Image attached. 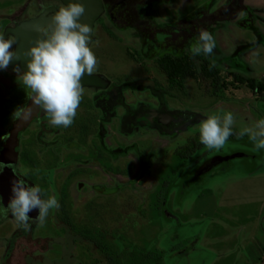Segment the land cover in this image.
Instances as JSON below:
<instances>
[{
    "label": "rangeland",
    "instance_id": "374dc122",
    "mask_svg": "<svg viewBox=\"0 0 264 264\" xmlns=\"http://www.w3.org/2000/svg\"><path fill=\"white\" fill-rule=\"evenodd\" d=\"M100 1L89 43L94 72L138 88L153 80L162 103L189 112L190 123L171 132L142 125L120 134L113 118L99 123L103 115L88 85L67 128L35 110L10 170L39 185L42 198L56 196L60 208L43 226L30 217L25 232L10 212L2 214L7 205L0 200V264H228L227 257L251 264L253 249L264 242V149L256 152L247 135H235L209 150L199 126L221 110L233 113L236 134L264 119V0ZM62 6L0 0V34L9 21ZM201 30L215 39L210 56L190 52ZM162 56L186 57L191 75L168 78ZM200 66L216 70L217 78ZM6 71L17 84L8 94L0 87V138L25 94L18 73ZM239 75L261 90L252 91ZM138 88L126 87L124 100L156 104ZM233 152L241 154L203 168L213 156ZM217 250L225 257L215 262Z\"/></svg>",
    "mask_w": 264,
    "mask_h": 264
},
{
    "label": "clouds",
    "instance_id": "9594fccd",
    "mask_svg": "<svg viewBox=\"0 0 264 264\" xmlns=\"http://www.w3.org/2000/svg\"><path fill=\"white\" fill-rule=\"evenodd\" d=\"M85 13L81 0H67L66 5L50 17L49 24L34 29L40 36L23 52L27 70L20 75L21 70L15 69L20 83L25 90H30L28 97L32 102L18 113V119L28 120L34 110H42L52 126L67 128L73 124L84 95L82 78L93 74L98 64L89 47L92 28L82 19ZM15 43L14 37L5 38L0 34V69H7L12 60L20 58V54L12 50ZM215 47L213 35L201 30L190 52L193 56H210ZM234 123L235 117L230 111L208 115L199 126L201 144L219 151L233 135ZM236 135L240 138L247 135L254 144V151L264 149V119ZM17 177L12 181L13 195L2 214L7 216L10 212L17 225L28 232L30 212L38 209L35 219L43 226L50 211L59 209L60 203L53 195L42 198L45 194L39 185L30 186L25 179Z\"/></svg>",
    "mask_w": 264,
    "mask_h": 264
},
{
    "label": "flooded vegetation",
    "instance_id": "af4514ba",
    "mask_svg": "<svg viewBox=\"0 0 264 264\" xmlns=\"http://www.w3.org/2000/svg\"><path fill=\"white\" fill-rule=\"evenodd\" d=\"M42 11L41 9L34 15H37ZM52 9L44 11V15L52 14ZM32 15V16H34ZM31 17V16H29ZM26 18L19 19L17 21H9V23H6L3 27V30L1 34L5 36V38L14 37L12 32H10V29H15L18 22ZM41 27V26H40ZM33 29H27L28 31H33ZM29 33V32H24ZM31 34V33H30ZM40 35V33H37ZM15 38V37H14ZM15 45V44H14ZM14 45L13 49L14 50ZM19 68L21 70L20 75H22V72L25 71L23 68H20V66L17 65V60H12L7 69H11L12 72L15 71V69ZM7 69H0V87L3 89L4 94L7 93L9 90H12L14 84L16 83V80L13 79L9 74H7ZM9 73V72H8ZM93 74H97L100 78H102L104 85H89L93 87V95H92V101H94L95 106L101 111L102 117L99 121V123H107L113 118L116 121V128L120 134H128L134 127H140L142 125H148L149 127H153L154 129H159L161 131L167 130L172 131L176 128H181L184 126V124H187V121L191 119L192 116L188 112L182 113L179 112L180 109L176 108H167L163 103L162 100H160L159 95V88L156 87V83L153 80L149 81V84H143L142 87L138 88L137 83L128 82V81H109L106 79L103 75L97 72H93ZM20 79V76L17 77ZM145 81V80H143ZM147 81V80H146ZM126 87H133L138 89H146L149 94H151L155 98V103L151 106V103L144 102V101H134V103H128L123 98V92ZM156 87V88H155ZM13 91V90H12ZM30 94V90H25L23 102L18 107L15 114H13L10 118V123L7 129L5 128L4 134L1 135L0 138V167H3L5 165L11 166V163H5L4 157L8 154L10 148L12 147L13 151L17 153V139L19 137L20 132L22 131L23 126L20 128H17L14 139H8V134L10 132V129L13 127L12 125L15 123V119L19 113V111L24 107V105L29 100L28 95ZM150 95V96H151ZM1 96V95H0ZM3 96V95H2ZM5 97L8 95H4ZM163 112H170L171 116L170 118H167L165 121L163 117H159L160 113ZM188 114V115H186ZM28 122V121H27ZM26 122V123H27ZM103 128H105L103 126ZM102 128V129H103ZM7 146V147H6ZM8 150V151H7ZM7 151V153L4 155V153Z\"/></svg>",
    "mask_w": 264,
    "mask_h": 264
},
{
    "label": "water",
    "instance_id": "95a60500",
    "mask_svg": "<svg viewBox=\"0 0 264 264\" xmlns=\"http://www.w3.org/2000/svg\"><path fill=\"white\" fill-rule=\"evenodd\" d=\"M64 6L67 3V0H59ZM81 2L84 4L86 13L85 16L82 18L84 21H86L90 26L92 24V20L97 15V13L101 9V1L100 0H81ZM56 10H53L52 14L44 15L43 11L41 13H38L37 15L31 16L27 19L19 21L15 29H10V32L15 37L16 43L14 45V51H17L20 54L19 59L17 60V65L20 66V68H23L25 71L27 70V64H26V58L23 56L24 50H26L30 44H32L40 35L37 34V32L28 31L27 29H33L36 27L44 26L50 23V17L54 15ZM29 32V33H24ZM31 33V34H30ZM100 85L103 86L104 82L102 78L97 76V74H85L82 78V85ZM32 104L31 100L29 99L27 103L24 105L22 109H27ZM21 109V110H22ZM20 110V111H21ZM19 111V112H20ZM35 110L33 111L32 115L34 114ZM171 113L170 112H163L159 114V117H163L165 121L167 118H170ZM15 123L12 125L13 127L10 129V132L8 134V139H14L15 133L17 128H20L21 126L25 125L26 122L29 120H21L18 119V115L15 119ZM7 147V146H6ZM8 151V150H7ZM7 151L4 153V155L7 153ZM15 152L13 151L12 147L10 148L7 155H5L4 162L5 163H12V159L14 157ZM240 152H233L231 154H226L222 156H213L209 163L206 164L204 169L209 167L211 164L216 163L218 161L227 159L232 156L240 155ZM18 179L10 170V167L5 165L0 170V200L4 205L8 204V201L11 199L13 193L11 191L12 187V181ZM31 218L36 217L37 210H33L29 213Z\"/></svg>",
    "mask_w": 264,
    "mask_h": 264
},
{
    "label": "trees",
    "instance_id": "16d2710c",
    "mask_svg": "<svg viewBox=\"0 0 264 264\" xmlns=\"http://www.w3.org/2000/svg\"><path fill=\"white\" fill-rule=\"evenodd\" d=\"M186 57L183 56H173L171 58H165V56L160 57L159 60V66L160 68L164 71L165 75L168 78H183L187 75H191L192 73V69L190 67V65L188 64V60L185 59ZM200 71H202L205 75H212L213 78H217V71L204 67V66H200ZM236 80L242 82L244 81L245 84L252 90V91H259L262 88L261 84H257L255 83L251 78L248 77H244L241 78L240 75L239 77L236 76L235 77ZM236 133L234 132L233 135L231 136H235ZM210 159L203 165V167L206 166L207 163H209Z\"/></svg>",
    "mask_w": 264,
    "mask_h": 264
},
{
    "label": "crops",
    "instance_id": "0c3cea01",
    "mask_svg": "<svg viewBox=\"0 0 264 264\" xmlns=\"http://www.w3.org/2000/svg\"><path fill=\"white\" fill-rule=\"evenodd\" d=\"M160 100H162L161 99V97H160ZM182 111V109H180V111L179 112H181ZM184 112V111H183ZM189 113V112H188ZM187 123H190V121L188 120L187 121ZM167 130H164V132H166ZM169 132V131H168ZM223 251V250H222ZM231 251V250H230ZM251 251L252 250H250V254H251ZM253 251H254V255L252 256V258H254L255 259V261H252L251 262V264H261L262 262H264V242H258L257 244H256V246H255V249H253ZM232 252V251H231ZM224 257H225V253H222V252H220L219 250H217V252H216V254H215V256H214V258H215V262H218V261H220V260H222V259H224ZM237 257H238V254H237ZM237 257H235L234 258V260L237 258ZM227 258H229L228 260V264H235L236 262L235 261H233V259H231L232 257H227ZM261 262V263H260ZM246 264H247V262H246Z\"/></svg>",
    "mask_w": 264,
    "mask_h": 264
},
{
    "label": "built area",
    "instance_id": "2783aa9c",
    "mask_svg": "<svg viewBox=\"0 0 264 264\" xmlns=\"http://www.w3.org/2000/svg\"><path fill=\"white\" fill-rule=\"evenodd\" d=\"M261 264H264V262H262Z\"/></svg>",
    "mask_w": 264,
    "mask_h": 264
}]
</instances>
